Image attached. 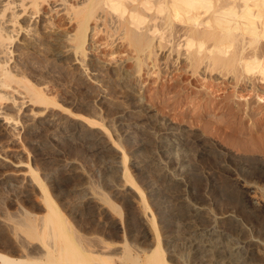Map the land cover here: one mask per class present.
<instances>
[{
  "label": "rangeland",
  "instance_id": "374dc122",
  "mask_svg": "<svg viewBox=\"0 0 264 264\" xmlns=\"http://www.w3.org/2000/svg\"><path fill=\"white\" fill-rule=\"evenodd\" d=\"M39 2L33 7L24 1L26 11H36L29 22L33 29L20 31L14 40L19 50L12 44L7 54V67H17L22 79L13 84L18 91H10L17 102L3 107L15 133L0 138V232L8 244L19 246L8 230L11 219L25 211L46 213V192L73 225L82 224L84 241L96 238L118 251L123 242L143 249L158 234L179 262L227 264L224 252L213 260L189 247L195 237L227 238L239 263L264 264V80L244 73L235 59L253 47L244 39L246 48L236 42L221 61L214 60L207 49L197 53L177 45L185 28L178 22L164 33L170 41L158 43L155 36L135 47L126 34L130 25L98 8L86 23L82 48L75 49L77 12L87 0ZM224 2L216 0L214 8ZM50 18L53 27L46 25ZM257 48L264 52V38ZM23 85L50 103L31 102ZM185 208L200 214L183 218ZM171 243L179 251L172 252ZM244 243L254 244L250 252ZM197 254L204 258L193 263ZM248 254L254 258L245 260Z\"/></svg>",
  "mask_w": 264,
  "mask_h": 264
},
{
  "label": "bare ground",
  "instance_id": "6f19581e",
  "mask_svg": "<svg viewBox=\"0 0 264 264\" xmlns=\"http://www.w3.org/2000/svg\"><path fill=\"white\" fill-rule=\"evenodd\" d=\"M4 1L0 0V138L2 136L4 137V134H6V133H10V131H12V133H15L14 126L11 127L9 124L6 123V120H10V118H12V117L5 110H3V107L8 106V104H11V103L14 104L17 102L16 97L13 94H10V91H13V92L18 91L16 86L13 84H19L22 82V79L20 77L21 72L19 70H17V67L15 69L16 71H13L12 69H9L7 67L8 60H9V56L7 54L12 52V49H10L12 47V44H13V48H15L16 50L19 48L18 46H16L17 42L14 41L16 36H18L20 31H31L33 29V27H32V24L29 23L30 19L32 17L35 18L37 16V15L33 16V14L36 11L33 12L32 10L30 11V9H28L26 11L27 5L24 3L25 0H4ZM28 1L33 7H37L40 4L39 0H28ZM43 1L48 2V0H43ZM62 1H66V0H62ZM222 1H225L224 2L225 4H223V6L219 5L220 7H218V5H217L216 8H218V9H216V8H214V6L216 5V0H87V4L85 6H83L82 9H79L80 10L79 12H77L78 16L80 18L81 25L79 27L78 32L75 34V36H73V37L71 36L72 37L71 39H73L75 42V44H74L75 49L76 48H82L84 40H85L84 34H85V30H86V23L88 22L90 16L95 15V11L98 8H104V9L108 10V12L111 15H114V16L116 15L120 18H123L127 22V24L130 25L131 31H128L126 34H127V37L129 38V40L135 45V47H139V45L150 43V41L155 36L158 37V43H162L163 41L164 42L170 41L172 37L170 38V37L164 36V33L167 30L168 25L170 26V24L173 25V23L175 24L178 22V23L183 24L185 28L183 27L184 32L179 33V36H178V37H182V39H183L182 43H180V41L178 39L179 42L177 41V45L183 46L186 50L193 49L194 52H197V53L201 52L203 49H207L208 52H214V55H213L214 60L221 61L224 58L223 56L227 52H229V48H232L236 45V42L240 41V50L246 48L248 45L252 46L253 47L252 51L246 53V55L238 53L236 55L237 57H235L236 62L238 61L241 64V69L244 73H249L248 75L256 74V75H258L259 79L264 80V55L262 54L264 52H263V50L261 51L260 48L256 49V44L261 39L263 40V38H264V0H235V1L234 0H222ZM227 1H229V2H227ZM219 4H222V2L220 1ZM73 5H74V3H73ZM20 6H23V9H21ZM52 8H51V10H52ZM18 10L19 11L22 10V12H18ZM25 11L29 12V15L23 14ZM50 20H51V18H50ZM56 23H57V20H56ZM52 24H53L52 20L49 23H46V25L49 27H53ZM176 25L177 24H175L174 26L176 27ZM244 39H245L244 44L245 45L247 44V46L242 44V41ZM209 41H211V43H209ZM44 43H46V41ZM48 43H50V42H48ZM238 47H239V45H238ZM20 49H22V48H20ZM44 52H46V51H44ZM2 53H4V54H2ZM210 55H211V53H210ZM17 58H18V56H17ZM23 58H24V56H23ZM64 59H67V58H64ZM20 61H21V59H20ZM46 61H48V60H46ZM22 62H23V60H22ZM36 62L37 61H35V63ZM31 63H30V65H32ZM19 64H21V63L19 62ZM51 64H50L51 68L54 69V67H52V65L54 63L52 65ZM21 65L23 66V63ZM36 65H38V64H36ZM36 67H39V66H36ZM48 68H49V66H48ZM73 70H75V69H73ZM31 71H32V69H31ZM48 71H46V72L48 73ZM51 72H52V76H53L54 72L53 71H51ZM26 73H27V71H26ZM69 73H71V72H69ZM30 75L31 74H29L28 77ZM35 75H38V74H35ZM45 75H47V77H48L50 74L45 73ZM45 75H44V77H45ZM74 75H75V73H74ZM52 76H49V77H51L53 79ZM78 76H79V73H78ZM127 76H128V74H127ZM54 77H55V75H54ZM80 78H81V76H80ZM37 81L40 82L39 80H37ZM38 82H36V83L38 84ZM39 84H41V83H39ZM23 87L30 94L29 100L31 102H33V103L34 102L50 103V101L45 99L44 96L42 95V93L39 90H36V88H34L32 86H28V85H23ZM59 100H61V99H59ZM54 104H56V103H54ZM2 119L5 121H3ZM13 120H14V118L12 119V122H13ZM85 120L90 124L97 123L96 121L88 119V118H85ZM7 122H9V121H7ZM30 132L32 133V131H30ZM30 132H28V133H30ZM33 133H34V131H33ZM29 135H31V134H29ZM34 139H35V137H34ZM90 142H93V141H90ZM86 144H88V143H86ZM146 146H148L147 143H146ZM145 156L147 157V155H145ZM124 157L126 158V156H124ZM217 157H218V155H217ZM77 177H78V175H77ZM80 178L83 179V177H81V175H80ZM154 178H156V177H154ZM74 179H76V177ZM70 181H72V180H70ZM38 182H39V185L41 186V188L44 189V186L41 183V181L38 180ZM82 183L84 184V181H82ZM67 187H69V186H67ZM159 187H161V186H159ZM174 189H175V191H178V190H176L177 188H174ZM174 189H171V190L174 191ZM169 191H170V189L168 190V192ZM55 198H56V196H55ZM102 199L104 200V202L109 204V206L112 210L116 211V206L114 204L110 203V200L107 197L103 196ZM167 199H169V198H167ZM42 200L46 204V209H47L46 213L42 214L41 216H36L34 214H31L28 211H25L24 213H22V216H18L17 218L15 217L14 219H11L12 225L10 226V228L8 230L13 235L17 236L15 238L17 239V243H19V246H16V245L12 246V244H8V242L10 240L8 239L7 234L5 232H0V264H190L187 262L188 258L186 259V263H182V262H179L180 260H178V258L176 256L170 254V251L169 252H168V250L166 251L167 246H165V245L166 244L168 245L169 242L168 241L167 242H161V240L158 237V234H157V238L155 239V242H153V244L149 245V247H144L143 249L140 247H135L136 245H133V244L131 245L130 243L123 242L122 249L118 251L114 247L109 245V243H105L104 241H99L96 238H95L96 241L94 239L93 242L84 241L83 232H80V230H82V224L81 223H80L81 224L80 226H79V223H74V225H73L69 221V219L67 217H65L64 214L60 211V209L56 205L55 201L49 197L48 193L44 192ZM29 201L31 202V200H29ZM28 204H30V203H28ZM90 207L92 209V205ZM36 208H38V207H36ZM87 208H88V206H87ZM187 210L188 209L185 208V211H187ZM190 210H188L189 212H186V214L184 213L182 215L183 218H186V217L190 218V217L198 216L200 214L199 212H194V211L191 212ZM87 212H89V211H87ZM93 213H94V211H93ZM187 213H188V216H187ZM2 214H3L2 202L0 201V215H2ZM11 214L14 215L13 212H11ZM167 214H169V213L167 212ZM170 215H171V213H170ZM173 215H174V213H173ZM93 216H92V218H93ZM72 217H73V215H72ZM171 217H173V216H171ZM92 218H90V219H92ZM82 219H83V217H82ZM192 219H194V221H195V218H192ZM198 219H199V217H198ZM105 220H107V219H105ZM190 220H189V222H190ZM106 222H108V220ZM129 222H132V221H129ZM103 225L105 226V224H103ZM194 225H193V228H194ZM187 226H185V227H187ZM107 227H109V226H107ZM164 229H166V228H164ZM133 230H136V229H133ZM86 237H88V236H86ZM205 239H203L202 237H195V239H190V241H189L190 242L189 244H191L189 246L190 249H195V251H197L198 254L207 251V253H210V255L212 256L211 258L213 260H217L218 257H220L222 255V253L224 252V253H226L225 256L228 257V259H230V261H231L230 263H227V264H241L242 263V262L239 263V257H237V255L235 253H233L232 249L228 245V242H227L228 240L226 241L227 238L226 239H223V238L222 239H216V240L214 238L213 239L208 238L209 239V240L207 239L208 242L205 241ZM100 242L102 243L101 245H100ZM170 242H172V241H170ZM175 243H176V241H175ZM29 244L31 245V247L29 246ZM79 245H81V249L78 248ZM250 245H251V248H250ZM253 245L250 243H244V246H245L244 249H248V247H249L248 252H250ZM170 246H173L172 252H174V251L176 252L178 250L177 247L174 248L175 244L171 243L169 245V247ZM117 248H119V247H117ZM133 248L136 250L135 252L132 251ZM179 248H180V246H179ZM170 249H171V247H170ZM144 253H145V255H142ZM180 254H182V253L178 252V255H180ZM198 254L193 256V263H194V261L200 260L199 258L201 255H198ZM252 254H254V253H252ZM201 257L204 258V255ZM247 258L252 259L254 257H251L248 254L247 257L245 258V260H248ZM175 259H177V260H175ZM189 260L192 261L191 257L189 258ZM245 260H244V262H245ZM205 261H207V259ZM220 261H222V260H220ZM254 261H256V260H254ZM246 262H248V261H246ZM249 262H250V260H249ZM200 263H201V261H199V264ZM220 264H221V262H220ZM247 264H250V263H247Z\"/></svg>",
  "mask_w": 264,
  "mask_h": 264
}]
</instances>
